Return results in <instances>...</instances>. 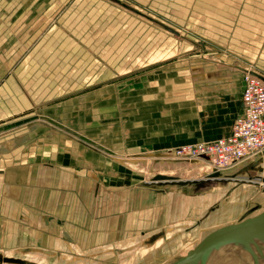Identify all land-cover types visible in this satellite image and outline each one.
I'll use <instances>...</instances> for the list:
<instances>
[{"label":"crops","instance_id":"0c3cea01","mask_svg":"<svg viewBox=\"0 0 264 264\" xmlns=\"http://www.w3.org/2000/svg\"><path fill=\"white\" fill-rule=\"evenodd\" d=\"M140 1L168 24L127 0L138 14L111 0H0V136L39 115L67 130L27 121L29 143L0 152V264H166L188 236L178 217L194 215L192 194L133 185L110 159L231 134L238 62L264 64V0ZM193 35L228 54L187 58L203 48ZM153 63L176 66L163 77Z\"/></svg>","mask_w":264,"mask_h":264},{"label":"rangeland","instance_id":"374dc122","mask_svg":"<svg viewBox=\"0 0 264 264\" xmlns=\"http://www.w3.org/2000/svg\"><path fill=\"white\" fill-rule=\"evenodd\" d=\"M127 1L129 2L130 5H134V6L138 7L139 9L146 11L150 16H153L154 18H161L164 22H165V20L169 21V19H167L166 17H158L155 12L154 13L152 11L149 12V6H151L150 2L145 5L140 0H127ZM167 2H168V0H167ZM123 3H126V2H124V0H123ZM130 15L132 17H134L137 24L138 23H144V24L149 25L150 28L154 27L152 24H154V25L156 24V23L152 22L150 19H148V20L151 21L152 23L149 22L148 20L146 21L145 19H143L141 17L139 18V17L135 16L134 14H130ZM165 23L168 24L167 22H165ZM191 37H192V41H194L197 45H201L203 48L208 47L211 49V51L204 50L201 47H198V48L196 47V49L194 51L192 50L193 52H191L190 55L186 56L187 58L192 57L194 59L195 58L196 59H200V58L204 59V57H205L206 59H209V60L210 59L215 60V56L213 58V55L216 53L228 54L226 51H224L220 48H217L215 46H211V45L207 44L204 39H202L196 35H193ZM189 46L193 48V45H189ZM207 62H209V61L207 60ZM238 64H241V63L238 62ZM155 65L156 64H154V63L148 65L147 67L151 66V68H150L151 70H149V71H152L151 73L157 72L156 75L163 76V77L166 76V73H169L173 69H175V66H176L173 63V65H169V67H167L168 66L167 65L164 68L156 70V68H159V67L158 66L155 67ZM220 66L225 68L224 64H222ZM246 66L248 67L246 69H249L252 72H256L259 74L264 73V64H258V65H252V66L247 64ZM246 69H244V70H246ZM162 72H164V73H162ZM262 76H264V75H262ZM132 77H135V75H131L129 78H132ZM127 83H125V84H127ZM134 85H138V87L134 86V87H136L134 89L140 90L143 88L145 83L136 82V83H134ZM98 86H103V85H98ZM98 86H93L90 88H98ZM60 101H62V100H60ZM52 106H53V104H52ZM50 107H51V105L45 106L42 111L44 113H48L50 110ZM50 118H51V116L39 115V116L29 117L27 119V121L32 123V126H31L32 130L41 129V131H44L43 133H45V134H47L48 131L53 130V129L54 130L60 129L63 134L67 133V130L65 129V127L62 124H59L58 122L54 123V122L49 120ZM27 121H24L21 123L20 122H13L12 123V125H11V127L13 128L12 136H11L12 139L0 136V152H7L6 147H5L7 144V141L9 142V141L15 140L16 144L18 146H21V145L25 146V145H27V143H29L30 137L26 136L25 132L30 127L27 126V129H25V128L21 129V126H23V124H26ZM6 128L7 127L0 128V133L8 131V129H6ZM7 139H11V140H7ZM202 142L203 143H212L214 141H210V142L202 141ZM202 142H200V143H202ZM200 143H197V144H200ZM13 146H14V143H13ZM171 150H173V149H167L166 151L159 152L158 154L150 153V154H144L143 156H141V155H138L135 157L131 156L130 158L129 157H115V159H110V160L114 164L122 166V168L124 170H126L129 175L133 174V177L135 178L133 181V185H136V186H138L140 183L151 184L152 181H155L157 178H160V177H157L154 180H152L150 178V176H158L161 172H164L166 174H172L175 172L176 176L181 178V180L167 178V180H169V182L174 181V180L175 181H183V182H189V181L200 182L196 186H190L189 185L188 187H184V188H181L179 186H175V183L174 184H170V183L156 184L155 183V185H153V186H155V188H158V189L162 188L166 191L170 190V191H178V192H187L186 194H188V195L192 194L195 197L194 215L192 214V212L190 210V211L184 213V215L182 217H181V215L178 217V221H182V223H185L184 226L189 227V229L186 231L187 234L189 232H191V230L193 228L197 227L200 223L202 224L204 217L209 212L213 213V212H219V211L226 210V211H230L229 214H232L231 212H234V210H237V211L241 212L244 216H248V214L255 215V214H258V213L263 211V209H264V192L261 193L262 187L258 188V186H256L255 183L258 182L257 179H260L259 183L264 184V159H263L264 153H261V155H259L257 158V161H261L258 169H252L250 171H247V173L240 174V175L246 176L247 177L246 179H243L241 177L237 178L240 180H245L246 182L251 181L250 183H247L248 184L247 185L245 183H241V182H237V181L230 182V181H226V180H221L219 177L218 178L212 177L213 174H211L212 173L211 170L206 165H204V164L202 165L197 161H191V160L181 161V162H178V161L173 162L171 160L169 161L168 153ZM165 152H166V155L164 156ZM159 154H160L159 158L157 157L154 159V158L149 157L151 155H159ZM112 155H113V153H112ZM160 157H162V158H160ZM116 159H120L119 162ZM134 160H136V161H134ZM137 160L139 161V163H137ZM121 161L131 163L132 167H130V168L127 167ZM249 163H250V161H249ZM137 164H141V166H139V165L137 166ZM183 168L185 170H187V169L189 170V168H190V169H192V171L187 172V174H185V172L182 171ZM140 173H143V175ZM140 180L141 181L144 180V181L141 182ZM251 190H252V192H251ZM248 191H250L251 193ZM183 217H187V218L184 220V219H182ZM213 218L214 217L212 216L211 219L214 220ZM181 245H180L179 249L181 248ZM180 251H181V249L179 250L177 256L173 257V259H171V261H168L166 264H172L175 260H177V258L179 257ZM162 262H163V259L157 260V264L158 263L162 264Z\"/></svg>","mask_w":264,"mask_h":264},{"label":"water","instance_id":"95a60500","mask_svg":"<svg viewBox=\"0 0 264 264\" xmlns=\"http://www.w3.org/2000/svg\"><path fill=\"white\" fill-rule=\"evenodd\" d=\"M111 1L123 6L132 13L138 14L129 5L118 0ZM260 162L256 160L239 170L213 174L212 177H223L224 179L221 180L230 182L235 180L247 184L251 181L245 182V180H238L237 178L246 179V176L240 174L258 169ZM159 179L165 178L160 177ZM257 181L255 185L260 187V179H257ZM169 183H175V186L184 188L189 185L196 186L200 182L174 180ZM144 185L155 187L153 186L155 182L145 183ZM262 192H264V186H262ZM229 212L226 210L209 212L204 217L202 224L200 223L187 234L188 236L181 245L179 257L172 264H211L213 257L221 255L223 249L227 250L228 248H230L229 252L224 254V257L219 261L220 264H264V209L258 214H248V216H244L237 210L231 212L232 214H229ZM212 216L215 221L211 219Z\"/></svg>","mask_w":264,"mask_h":264},{"label":"built area","instance_id":"2783aa9c","mask_svg":"<svg viewBox=\"0 0 264 264\" xmlns=\"http://www.w3.org/2000/svg\"><path fill=\"white\" fill-rule=\"evenodd\" d=\"M242 111L232 126L231 134L212 143L173 148L169 160L197 161L211 174L239 170L264 153V79L260 74L243 71Z\"/></svg>","mask_w":264,"mask_h":264},{"label":"bare ground","instance_id":"6f19581e","mask_svg":"<svg viewBox=\"0 0 264 264\" xmlns=\"http://www.w3.org/2000/svg\"><path fill=\"white\" fill-rule=\"evenodd\" d=\"M168 30V29H167ZM174 32V31H173ZM211 60V59H210ZM214 62V61H213ZM212 63V62H211ZM218 63V62H217ZM241 69H246V68H248L245 64H239L238 65ZM234 67V66H233ZM247 71H250L249 69H246ZM259 74V73H258ZM261 75V74H260ZM261 77L264 79V76H262L261 75ZM8 149L9 150H12V148H13V144L12 143H10L8 146ZM166 155V152L164 153V156ZM159 156H160V154L159 155H151V156H149L150 158H159ZM160 158H162V157H160ZM164 158V157H163ZM118 162H119V160L120 159H116ZM134 161H136V160H134ZM170 161V160H169ZM171 161H173V160H171ZM174 161H177V160H174ZM173 161V162H174ZM121 162H123V164H125L127 167H132V164L131 163H129V162H125V161H121ZM137 163H139V161L137 160ZM141 166V164H137V166ZM126 168V167H125ZM182 171L183 172H185V174H187V172H190V171H192V169H190L189 168V170L187 169V170H185L184 168L182 169ZM140 174H142L143 175V173H140ZM157 177H164L165 179H159V178H157ZM150 178L152 179V180H154L155 178H157L155 181H150L151 183H153V182H155L156 184H160V183H169V182H167L168 180L166 179V178H170V179H179V180H181V178H179L178 176H176V173L174 172V173H172V174H166V173H164V172H161L158 176H150ZM150 179V180H151ZM220 179H224L223 177H221ZM142 180V179H141ZM140 180V181H141ZM192 180V179H191ZM194 180V179H193ZM217 180V179H216ZM238 180H240V179H238ZM144 181V180H143ZM143 181H141V182H143ZM185 181V180H184ZM235 181V180H234ZM246 182V181H245ZM248 182V181H247ZM148 184V183H147ZM248 185V184H247ZM259 186L260 187H262V186H264V184L262 183H259ZM149 187H150V185H149ZM259 188V187H258ZM229 249L230 248H228L227 250H224L223 249V251L221 252V255H219V256H215V257H213L212 259H211V264H220L219 263V261L221 260V258H223L224 257V254L225 253H227V252H229ZM228 259H230V258H228ZM222 264V263H221Z\"/></svg>","mask_w":264,"mask_h":264}]
</instances>
